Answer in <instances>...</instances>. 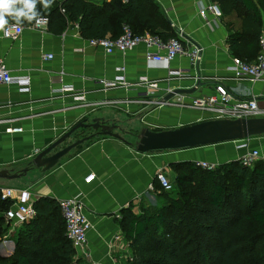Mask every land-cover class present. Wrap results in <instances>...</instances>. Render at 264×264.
<instances>
[{
    "label": "crops",
    "instance_id": "1",
    "mask_svg": "<svg viewBox=\"0 0 264 264\" xmlns=\"http://www.w3.org/2000/svg\"><path fill=\"white\" fill-rule=\"evenodd\" d=\"M154 2L168 33L178 35L185 49L192 46L201 49L195 66L184 56L176 57L168 66L147 63L143 46L123 55H104L99 48L87 46L72 25L55 35L48 27L41 31L30 28V24L23 26L16 41L3 38L0 31V60L12 76L30 79L28 93L19 92L14 84L0 86V169L10 174L28 169L18 179L0 180V189L28 191L32 206L41 198L57 203L68 198L78 201L92 226L86 234L87 260L92 264H114L122 249H128L117 225L119 211L128 205L135 208L143 197H151L148 185L154 181L158 168L164 169L172 182L171 163L204 161L218 165L236 161L249 149H257L264 159V135L171 153L140 155L134 151L132 140L136 141L143 129L167 130L208 117L207 112L179 108L170 99L161 107L154 103L166 86L167 69L183 72V77L169 81L174 94L202 97L212 94L215 86H221L234 99L256 98L258 108L264 111V81L248 83L234 78L225 69L232 58L226 44L227 31L221 18L205 11L209 0ZM260 35L264 37V20ZM45 55H52V59H44ZM117 67H123L125 85L103 87L101 81L109 82L120 74ZM141 79L157 82L159 90L155 97L136 85ZM63 86L83 93L84 102L73 103L69 93H52ZM93 119L114 124L117 129L113 132L120 136L125 132L130 138L121 137L129 145L107 136H95L96 132L89 128H79L51 154L76 140L84 141L61 157L52 169L42 172L31 165L39 153L73 126L81 122L89 124ZM18 128L22 131H9ZM90 173L93 180L83 183ZM20 226L8 229L0 243V256L13 253L14 242L10 237Z\"/></svg>",
    "mask_w": 264,
    "mask_h": 264
},
{
    "label": "trees",
    "instance_id": "2",
    "mask_svg": "<svg viewBox=\"0 0 264 264\" xmlns=\"http://www.w3.org/2000/svg\"><path fill=\"white\" fill-rule=\"evenodd\" d=\"M209 2L220 13L232 57L252 63L259 50L264 0ZM37 8L55 35L76 25L83 40L115 39L122 26L162 42L177 36L168 33L154 0H54L47 9ZM11 23L15 21L9 18ZM169 168L174 174L170 191L155 180L151 184L154 194L164 196L159 206L137 203L119 211L117 225L131 253L129 264H264V162L246 168L231 161L206 170L185 161ZM11 206L0 195V243L10 227L4 213ZM33 208L34 218L10 237L13 253L0 256V264H82L65 236L58 203L41 198Z\"/></svg>",
    "mask_w": 264,
    "mask_h": 264
},
{
    "label": "built area",
    "instance_id": "3",
    "mask_svg": "<svg viewBox=\"0 0 264 264\" xmlns=\"http://www.w3.org/2000/svg\"><path fill=\"white\" fill-rule=\"evenodd\" d=\"M61 1V0H58ZM126 0H123L125 2ZM205 11L210 13L214 18H219L220 13L217 7L213 4H208ZM200 15L204 17V13L200 11ZM48 24H37L35 21L29 26L32 29L45 31ZM12 23L7 26L6 31H2L3 38L11 41H16L20 37L21 31H16L12 28ZM77 26L73 25L76 30ZM85 44L89 47L99 48L104 55L118 54L123 55L128 51L133 50L137 46L144 47L143 58L147 63H158L164 66L179 56H184L188 59L190 65L193 67L199 60L201 49L198 46H192L190 49H185L181 44L179 36L170 38L162 42L159 38L149 35H133L127 26H122L121 34L115 39H89L85 40ZM259 50L255 60L252 63H244L238 58L232 57L226 71L236 79L245 80L248 83H255L257 81H264V37L260 35ZM81 51V50H77ZM44 59H52V55H45ZM117 72L120 74L113 77L109 82L101 81L105 88L124 86L123 67H117ZM183 77V72L180 70L166 71V86L162 89V93L154 96L159 90L156 81H147L141 79L136 83L137 86L143 87L145 93L152 97L154 96V103L161 107L167 104L169 99L173 100L179 108H187L200 112H207L208 117L204 120L215 119H229L240 120L255 117H261L264 111L257 106L256 98L250 97L247 99H234L223 87L215 86L213 93L202 97L187 98L182 95L174 94L173 89L169 85V81ZM14 84L18 87L19 92L28 93L30 79L27 76H12L6 67L5 63L0 60V86ZM54 94L69 93L72 96L73 103H83L84 95L81 92L73 90L71 86H63L60 89L52 91ZM171 96V97H170ZM264 96V91H263ZM168 97V98H167ZM150 101V100H149ZM149 103V102H146ZM10 132H21V129H10ZM261 158L257 149H249L244 154L237 158V162L246 168L251 167L258 159ZM196 166L202 169L211 170L215 167L214 164H209L204 161L195 162ZM93 180V174H89L83 178V183L88 184ZM154 180L162 188L164 192L171 189V184L168 181L164 169L158 168L154 173ZM148 190H152V186L148 185ZM1 199H8L12 206L4 213V219L9 224V229L12 230L28 221L35 216V210L30 201L28 191H16L11 188L0 189ZM61 211V216L64 221L65 236L71 243L76 258L88 259L86 251V234L92 228L91 224L86 219L81 210V204L75 199L68 198L60 200L58 203Z\"/></svg>",
    "mask_w": 264,
    "mask_h": 264
},
{
    "label": "water",
    "instance_id": "4",
    "mask_svg": "<svg viewBox=\"0 0 264 264\" xmlns=\"http://www.w3.org/2000/svg\"><path fill=\"white\" fill-rule=\"evenodd\" d=\"M198 86L199 84L196 83L195 87ZM79 128H89L96 132L95 136H107L128 144L118 133L113 132L117 129L114 124L110 123L108 125L98 119H93L89 124L81 122L73 126V128L63 135V137L39 153L32 160L31 165L35 168L41 169L42 172L52 169L61 157L84 141V139L76 140L73 144L66 145L61 150L51 154ZM260 135H264V117L240 120L215 119L161 131H152L147 128L143 129L136 136V141L133 147L134 151L140 155L171 153L212 146L220 143L237 142ZM27 172L28 169H24L18 174H10L7 170L0 169V180L18 179L24 176Z\"/></svg>",
    "mask_w": 264,
    "mask_h": 264
},
{
    "label": "clouds",
    "instance_id": "5",
    "mask_svg": "<svg viewBox=\"0 0 264 264\" xmlns=\"http://www.w3.org/2000/svg\"><path fill=\"white\" fill-rule=\"evenodd\" d=\"M53 3L54 0H0V31H6L9 18L15 21L12 28L16 31L22 30L25 21L46 23L47 18L41 15L37 5L47 9Z\"/></svg>",
    "mask_w": 264,
    "mask_h": 264
},
{
    "label": "rangeland",
    "instance_id": "6",
    "mask_svg": "<svg viewBox=\"0 0 264 264\" xmlns=\"http://www.w3.org/2000/svg\"><path fill=\"white\" fill-rule=\"evenodd\" d=\"M125 135H126L125 132H121V136L122 137L125 136ZM130 136H133V135H130ZM126 137H129V136H125L123 138H125V139H129L130 138V137L129 138H126ZM132 142L134 143L135 141L132 140ZM256 162H264V159L261 157ZM168 181H169V179H168ZM151 198H153V201H152ZM163 199H164L163 194L162 195H158V194H154L152 192L150 198L148 196L147 197H143V199L139 203H140V205H142V206H144V207L147 208V207L159 206L163 202ZM119 255L120 256L117 257V261L114 262V264H129L130 261L132 260L131 253H130V250L129 249H126V248L125 249H122V251L120 252ZM82 260H83L82 261V264H92L89 260H84V259H82Z\"/></svg>",
    "mask_w": 264,
    "mask_h": 264
}]
</instances>
